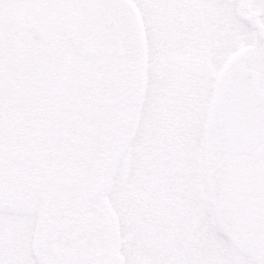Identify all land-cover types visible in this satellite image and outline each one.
Here are the masks:
<instances>
[{
  "label": "rangeland",
  "instance_id": "374dc122",
  "mask_svg": "<svg viewBox=\"0 0 264 264\" xmlns=\"http://www.w3.org/2000/svg\"><path fill=\"white\" fill-rule=\"evenodd\" d=\"M255 1V6L264 3V0ZM223 5L219 0L218 7L225 8ZM241 14L235 5L233 32H225L228 29L224 23L223 31L202 36L203 44L194 51L187 44L184 50L183 44L175 43L169 46V56L164 53L165 45L154 42L155 59L147 69L148 96L124 140L122 135L116 137V116L101 103L95 70L89 81H84L82 61L71 63L60 58L58 81L41 87L37 84L40 91L72 93V100L66 99L59 105L64 110L48 116L21 111L18 98L23 91L21 67L9 63V67L0 68V162L6 165V173L14 177L10 180L11 187L21 181L20 174L29 172L31 182L72 188L71 195L78 200L84 194L89 195L104 179L105 216L110 220L106 232L108 237H114L120 230L118 203L133 196L134 173H138L139 190L146 193L152 176L156 187L163 180L171 185V196H175L165 226L168 240L157 242L154 235L153 244L136 241L133 225L126 224L118 251L116 244L110 242L107 246L93 243L102 233L93 235L87 246L71 245L77 252H85L79 259L83 264H264V227L238 226L236 212L228 211L231 208L224 189L215 206L211 180V171L217 170L222 178L234 173L237 180L242 178L238 175L242 171L248 175L263 172L262 168L245 165L263 146L248 155L230 157L209 150L203 135L210 104L226 80L222 71L234 66L232 63L225 67L226 61L242 51L241 60L246 56L252 66H264V44L255 43ZM250 47L256 50H249ZM189 62L199 64V68L195 72L192 68L190 79H183L182 75L179 78L177 70L181 68L177 66H187ZM186 66L183 70L189 71ZM52 128L55 137L45 144ZM121 141L124 143L120 148ZM116 155L122 157L119 163L113 160ZM128 211L130 206L127 214ZM162 213L161 209L153 212L160 217L156 218L160 225ZM158 228L155 226V230ZM137 230L141 233L142 227ZM14 233L26 239L0 245V255L32 252L30 234L21 225L11 229V236ZM130 236L133 240L127 241Z\"/></svg>",
  "mask_w": 264,
  "mask_h": 264
},
{
  "label": "flooded vegetation",
  "instance_id": "af4514ba",
  "mask_svg": "<svg viewBox=\"0 0 264 264\" xmlns=\"http://www.w3.org/2000/svg\"><path fill=\"white\" fill-rule=\"evenodd\" d=\"M218 1L0 0V68L10 65L21 67L23 91L18 94L20 110L48 116L58 115L64 110L59 105L66 99L72 100V93L59 94L40 91L39 88L44 83L58 81L56 73L60 58L71 63L74 60L78 63L82 61L85 63L84 81H89L95 70L101 103L107 112L116 116L114 131L117 132L116 137L122 135L124 140L131 132V129L129 133L123 132L126 122L133 120V127L135 117L141 113L148 96L147 69L150 61L154 62L155 59L154 42L165 45L164 53L168 55L169 46L173 47L175 43L183 44L184 50L187 44L194 51L203 44L202 36L214 35L219 29L223 31L224 23L228 29L225 32H233L232 15L237 5L238 14L242 13L255 43L264 44V3L255 6V0H222L224 8L218 7ZM255 48L248 49L255 51ZM241 52L234 53L226 61L225 67L233 63L234 66L241 64L257 71L264 89V66H252L250 60L245 59L246 56L243 58L245 60H241ZM185 66H177L181 68L177 70L179 78L190 79L193 70L195 72L199 68V64L191 62L186 66L189 71L183 70ZM229 70L222 71V75ZM37 84H40L39 88ZM54 130L49 129V140L45 144H50L55 137ZM120 143L121 148L124 142ZM258 146L263 148L245 165L262 168L263 172L248 175L242 171L238 174L242 178L237 180L234 173V176L227 174L222 178L218 170L211 171L215 206H218L220 193L224 189L231 208L228 211L236 212L240 227H264V143ZM121 159V155L113 158L115 163ZM1 163L0 245L25 240V236L18 234L20 230L13 236L10 234L11 229L21 225L30 234L33 250L30 253L5 252L0 255V264H83L79 259L85 252H77L71 245L87 246L93 235L102 233L94 238L93 243L107 246L110 242L111 245L116 244L115 250L118 251L123 244L122 234L126 231V224L133 225L136 241L153 244L156 239L154 235H157V242L162 240L164 243L169 239L165 226L174 201L172 196L175 195L171 196L173 193L167 180L159 182L156 187L154 177H149L146 193L139 190L136 181L138 173H134L133 196L118 203L120 230L114 237H108L106 231L110 220L105 216L107 184L104 179L101 181L104 185L103 196L98 202H92L88 194L74 200L72 188L64 189L55 183L42 181L31 182L29 172L20 174L21 181L11 187L10 180L14 177L6 173V165ZM159 209L163 212L161 225L156 219L160 217L153 214ZM139 226L142 227L141 233L137 230ZM155 226L159 228L155 230ZM128 239L132 241L133 237ZM98 257L100 254H97Z\"/></svg>",
  "mask_w": 264,
  "mask_h": 264
},
{
  "label": "water",
  "instance_id": "95a60500",
  "mask_svg": "<svg viewBox=\"0 0 264 264\" xmlns=\"http://www.w3.org/2000/svg\"><path fill=\"white\" fill-rule=\"evenodd\" d=\"M204 134L210 148L230 154L249 153L264 142V92L257 73L242 66L230 74L225 90L212 105ZM102 192L100 186L90 200L97 202Z\"/></svg>",
  "mask_w": 264,
  "mask_h": 264
}]
</instances>
